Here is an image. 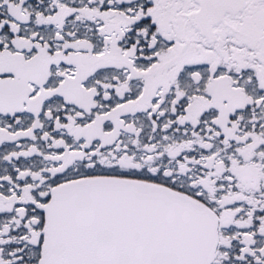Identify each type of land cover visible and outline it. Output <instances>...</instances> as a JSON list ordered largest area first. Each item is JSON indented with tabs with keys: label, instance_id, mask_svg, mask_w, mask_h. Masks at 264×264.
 <instances>
[{
	"label": "snow or ice",
	"instance_id": "obj_1",
	"mask_svg": "<svg viewBox=\"0 0 264 264\" xmlns=\"http://www.w3.org/2000/svg\"><path fill=\"white\" fill-rule=\"evenodd\" d=\"M0 264H264V0H0Z\"/></svg>",
	"mask_w": 264,
	"mask_h": 264
}]
</instances>
